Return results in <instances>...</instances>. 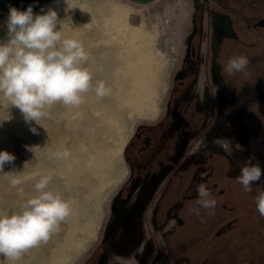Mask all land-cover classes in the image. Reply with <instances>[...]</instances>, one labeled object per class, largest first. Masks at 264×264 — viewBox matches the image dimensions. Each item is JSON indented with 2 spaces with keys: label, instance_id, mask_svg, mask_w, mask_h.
I'll return each instance as SVG.
<instances>
[{
  "label": "rangeland",
  "instance_id": "374dc122",
  "mask_svg": "<svg viewBox=\"0 0 264 264\" xmlns=\"http://www.w3.org/2000/svg\"><path fill=\"white\" fill-rule=\"evenodd\" d=\"M210 2L234 8L264 32V0ZM208 3L72 0L69 7H76L66 5L74 10V33L86 38L96 58L90 66L92 87L79 107L46 109L45 128L30 126L0 94V151L15 156L0 173V212L16 209L15 193L33 194L43 176L50 177L49 188L61 193L71 211L59 225L60 240L45 253L27 249L15 261L0 257L5 264H169L172 258L184 264L186 228L176 247L167 241L182 223L179 205L158 210L169 202L163 196L173 172L196 164L188 195H197V185L214 189L206 181L212 168L205 162L212 153L223 155L225 170L232 166L235 176L254 156L262 176L253 188L264 187V37L240 26L243 38L256 40V47H228L229 20L210 14ZM8 13L0 8L4 24ZM6 32L0 25V39ZM239 55L247 57L248 67L229 75L225 65ZM97 82L110 90L102 98L95 95ZM194 89L203 93V103ZM215 137L230 141L231 155L212 143ZM27 146H34L35 154ZM65 150L67 158L57 155ZM13 175L21 180L16 188L10 184ZM225 188L230 194L233 186L225 183ZM236 194L232 202L245 222L230 233L240 231V242L256 233L250 242L259 241L251 248L254 254L249 242L242 244L238 264H264L262 217L242 185ZM195 224L196 241L204 231ZM70 240L79 246L77 253L65 245ZM230 259L224 264H232Z\"/></svg>",
  "mask_w": 264,
  "mask_h": 264
},
{
  "label": "clouds",
  "instance_id": "9594fccd",
  "mask_svg": "<svg viewBox=\"0 0 264 264\" xmlns=\"http://www.w3.org/2000/svg\"><path fill=\"white\" fill-rule=\"evenodd\" d=\"M65 3L68 9L76 7H69V0ZM5 24L6 38L0 39V94L20 110L25 121L30 126L35 122V125L45 128L42 120L50 118V111L46 109L56 104L66 107L82 105L85 94L92 87L91 73L85 67L89 54L81 41L65 37L56 10L41 8L34 14L32 5L26 10L10 6ZM248 64L247 57L234 56L227 61L225 71L229 75L245 72ZM109 91L103 82H97L95 95L98 98ZM193 91L203 103V93L197 89ZM31 131L35 133L37 128L31 127ZM212 143L231 155L232 148L227 138L215 137ZM27 147L35 154L34 146ZM236 148L243 150L238 143ZM57 155L67 158L70 153L65 150ZM14 159L12 153L0 151V173H4L5 164H11ZM254 159L251 156L245 160L236 178L245 192H252L253 184L262 176V168L258 161L253 163ZM10 184L16 188L21 180L13 175ZM49 184L50 177H41L34 184L33 194L25 196L21 190V201L16 209L0 212V257L18 260L23 251L47 242L69 217L70 205L61 193L52 191ZM196 192L195 206L190 212L200 216L204 210L207 215H213L216 200L209 189L200 184ZM255 203L260 216L264 217V187H257ZM0 264H5V261L0 260Z\"/></svg>",
  "mask_w": 264,
  "mask_h": 264
},
{
  "label": "flooded vegetation",
  "instance_id": "af4514ba",
  "mask_svg": "<svg viewBox=\"0 0 264 264\" xmlns=\"http://www.w3.org/2000/svg\"><path fill=\"white\" fill-rule=\"evenodd\" d=\"M208 1L207 9L210 14L224 16L229 20L230 34L233 41L228 47H231L232 49L240 48V46L256 47V40L243 38L240 26H246L247 31H253L254 34L264 37L263 31L234 8L221 2L213 3L212 6L210 0ZM139 137H142V133L139 134ZM205 163L206 166L212 168L211 172L206 177V181L207 186L214 187L211 191L212 197L216 200L214 214L209 216L204 210H201V215L196 216L190 212V209L195 206L197 195H188V190L194 180L197 165L191 163L186 168L173 172L170 176L168 185L164 190L163 196V198L167 197L169 202L164 201L163 203H160L158 210L161 213L163 208L170 209L173 206L179 205L177 214L182 220V223L177 224L173 232L168 234L167 241L168 244L176 247L178 245L176 241H178V238L181 236L180 233L186 228L187 234L185 238L188 239L184 241V244L189 251L184 253V257L182 258L184 264H224L228 258H231L230 260L232 264H238L240 261V259L238 261L240 250L243 249L242 244L250 242L254 234H256L253 233L252 236L250 235L251 238L249 237L248 240L244 239L243 242H240V235L237 237V234H240V231H237L236 234L230 233L233 228L239 227L240 224L245 222L244 219L242 221V218L237 216L239 211L238 204L236 201L232 202L237 197L236 192H239L241 184L237 182L236 178L238 176L231 174L232 171L230 170L232 166H230V169L225 170L226 165L223 161V155H220L218 152H214L208 156ZM225 183H231L233 186V188H230V194L226 191ZM256 189L257 188H253L252 192H246V194L248 193L254 200L255 208ZM225 195H228L229 198L228 200L223 201ZM260 220L264 223V217ZM194 222H196V227L202 226V230L204 231V234L197 237L198 240L196 241L193 239ZM246 222L248 223V221ZM233 231H235V229H233ZM255 242L259 244V241L257 242V240H255ZM256 243H254L255 249L257 248L256 246H258ZM255 249L252 250L251 254L255 253ZM230 255H232V257H230ZM173 260L174 259L172 258L169 264H175Z\"/></svg>",
  "mask_w": 264,
  "mask_h": 264
},
{
  "label": "bare ground",
  "instance_id": "6f19581e",
  "mask_svg": "<svg viewBox=\"0 0 264 264\" xmlns=\"http://www.w3.org/2000/svg\"><path fill=\"white\" fill-rule=\"evenodd\" d=\"M136 1H150V0H136ZM72 4V0H69V5ZM74 6V5H73ZM0 8L5 9L7 11H9L10 8H6L3 6H0ZM41 8L47 10L48 8H52L54 10H56L57 14H58V18L60 19V24H61V28L62 31L65 35V37H70V38H75L79 41L82 42L85 50L88 52L89 54V60L87 61V63L85 64V67L89 69L91 76L95 75V72L91 71V67L95 62H96V58L94 57V53H92L87 44H86V38H84L83 36H78L74 33L73 30V26L74 24L71 22L72 20H70L72 13L74 12V10H70L68 11L66 9V3L65 0H44L42 3H40L39 5H37L35 8H33V12L35 13H39ZM72 19V18H71ZM0 25H4V28L6 29V24H4L3 22L0 21ZM59 27V26H58ZM7 30V29H6ZM24 192V191H23ZM25 196H28V194H24ZM15 202H19L21 201V196H20V192L15 193ZM18 207V206H17ZM16 207V208H17ZM59 231L55 234H51L48 241L47 242H41L37 247L34 248H29V250L31 252H35L38 254H43L45 253L44 250L46 247H48L49 245H51V243L53 244V242H57L58 240H60L61 235H60V227H58ZM56 232V231H55ZM68 249H70V252L72 253H77L79 250V246H76L75 242L73 241H68L66 244ZM54 247H58L57 243L54 244ZM47 252V251H46ZM44 256V255H43ZM41 261V260H40Z\"/></svg>",
  "mask_w": 264,
  "mask_h": 264
},
{
  "label": "water",
  "instance_id": "95a60500",
  "mask_svg": "<svg viewBox=\"0 0 264 264\" xmlns=\"http://www.w3.org/2000/svg\"><path fill=\"white\" fill-rule=\"evenodd\" d=\"M43 1L44 0H0V6L6 8H10V6H14L20 10H26L29 5H32V8H35Z\"/></svg>",
  "mask_w": 264,
  "mask_h": 264
},
{
  "label": "trees",
  "instance_id": "16d2710c",
  "mask_svg": "<svg viewBox=\"0 0 264 264\" xmlns=\"http://www.w3.org/2000/svg\"><path fill=\"white\" fill-rule=\"evenodd\" d=\"M254 236H255V234H254ZM249 244H250V251L252 252V246H254V242H249Z\"/></svg>",
  "mask_w": 264,
  "mask_h": 264
}]
</instances>
